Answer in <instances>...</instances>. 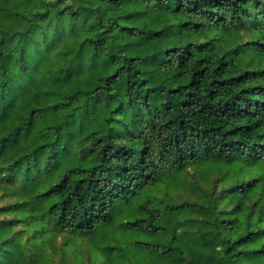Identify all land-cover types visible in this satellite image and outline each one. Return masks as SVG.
Returning a JSON list of instances; mask_svg holds the SVG:
<instances>
[{"label": "trees", "instance_id": "16d2710c", "mask_svg": "<svg viewBox=\"0 0 264 264\" xmlns=\"http://www.w3.org/2000/svg\"><path fill=\"white\" fill-rule=\"evenodd\" d=\"M0 264H264V0H0Z\"/></svg>", "mask_w": 264, "mask_h": 264}]
</instances>
